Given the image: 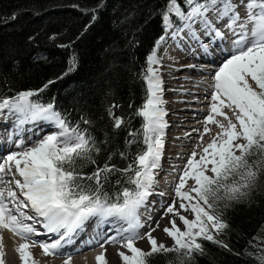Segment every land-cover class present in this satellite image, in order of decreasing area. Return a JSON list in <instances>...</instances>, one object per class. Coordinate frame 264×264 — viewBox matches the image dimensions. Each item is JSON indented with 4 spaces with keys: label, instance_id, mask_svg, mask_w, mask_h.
Wrapping results in <instances>:
<instances>
[{
    "label": "snow or ice",
    "instance_id": "6c2138e0",
    "mask_svg": "<svg viewBox=\"0 0 264 264\" xmlns=\"http://www.w3.org/2000/svg\"><path fill=\"white\" fill-rule=\"evenodd\" d=\"M106 3L97 0L93 8L71 5L88 17L77 40L97 23ZM154 11L162 31L136 73L144 89L143 102L135 108L129 104L133 113L127 118L117 114L121 105L115 101L104 108L112 129L108 141L122 131L127 133L125 148L119 152L126 167L112 163L111 152L103 165L97 162L92 154L98 156L102 148L90 131L94 120L83 107L73 122L68 110L57 108L55 98L48 103L38 99L79 67L74 49L64 72L55 79L14 95L0 93V127L7 131L9 144L18 149L0 145V230L22 241L14 249L20 264H37L31 252L37 244L45 256L62 254V249L92 226L95 234L84 244L104 249L95 257L97 264H108L105 245H119L121 264H150V258H167L170 253L177 255L179 264H191L194 254L205 252L201 241L230 251L227 243L217 239L230 228L225 211L233 201L248 196L264 170V0H164ZM122 20L128 21V14L116 23ZM49 39L55 40V35ZM169 41L210 63L220 60L210 73L209 112L199 136V151L194 148L187 157L160 210L161 219L167 220L162 231L171 239L170 247L153 235L161 230L160 222L150 213L142 215V210L148 212L153 195L165 196L156 192L168 127L159 51ZM74 43L56 47L71 49ZM138 45L134 38L128 42L129 47ZM33 59L47 61L44 56ZM134 118L140 119L139 128L132 126ZM209 124L219 131L204 145L203 136L212 131ZM26 125L33 126L28 131L37 137L31 147H25L20 138ZM45 127L55 130L48 132ZM79 161L93 165V171L78 170ZM112 177H117L118 188L110 193L105 186L112 184ZM39 236L49 239H34ZM2 240L0 236V264H5ZM139 240H147V250L136 246ZM255 255L257 264H264V249ZM70 260L69 256L64 264Z\"/></svg>",
    "mask_w": 264,
    "mask_h": 264
},
{
    "label": "trees",
    "instance_id": "16d2710c",
    "mask_svg": "<svg viewBox=\"0 0 264 264\" xmlns=\"http://www.w3.org/2000/svg\"><path fill=\"white\" fill-rule=\"evenodd\" d=\"M96 3L97 0H0V93L14 95L55 79L64 72L74 49L79 67L51 85L38 99L48 103L55 98L57 108L68 110L73 122L83 107L94 120L90 131L102 148L98 156L92 154L97 162L103 165L111 152V162L126 167L127 161L120 159L119 152L125 148L127 133L122 131L108 141L112 129L107 125L104 108L115 101L121 105L117 114L127 118L143 102L144 89L136 73L161 34L160 18L154 9L162 7L164 0H107L97 23L77 40L88 17L71 5L93 8ZM13 14L15 20L11 19ZM126 14L128 21L116 23ZM53 35L55 40H50ZM133 38L139 45L129 47ZM69 41H75L71 49L56 47ZM35 56L47 57V61L34 60ZM77 101L76 111H71ZM131 123L139 128L141 121L134 118ZM77 169L91 173L94 166L79 161ZM116 178L112 177V184L105 186L110 193L118 188ZM225 219L230 228L217 239L227 243L230 251L201 241L205 252L194 254L191 264H257L255 254L264 249V179L256 182L248 196L231 203ZM150 264H179V260L175 253H170L167 258L163 255L150 258Z\"/></svg>",
    "mask_w": 264,
    "mask_h": 264
},
{
    "label": "bare ground",
    "instance_id": "6f19581e",
    "mask_svg": "<svg viewBox=\"0 0 264 264\" xmlns=\"http://www.w3.org/2000/svg\"><path fill=\"white\" fill-rule=\"evenodd\" d=\"M211 67V66H210ZM215 70L211 71L210 73H214ZM210 73H206L200 69L197 68H185V69H179V71L176 73V77L172 80V82L169 84V89L167 92V95H173L174 92L177 95L183 96L184 98H191L189 100H184L181 99V97L179 96V98L172 99L169 100L166 104H168L170 101L171 103H175L178 102L179 104H188V105H192V104H196L198 106L196 107H185V109H181L180 113L182 115H177L178 117H181L180 119H178L177 121L179 122H188L189 124H177L175 126H177V128H179L176 132H174L173 134L175 135H171V138L174 141H168L167 142V151L165 154V165H168L167 170L168 171H172L171 169H175L179 163L184 159V149L182 146V143H188L186 140H184V137L187 136L186 138L188 139V137L190 138L189 142H192L193 145H197L198 144V139L201 133H203V129L205 127L204 122H199L201 119H203V117H205L208 114V104H204V102H210V100L208 99V96L210 97L209 93L211 91V89L209 88V85L212 83L211 81V75ZM191 74V75H195L197 78H195L194 80L189 81V84H187V76ZM178 82V83H177ZM182 82H184L182 84ZM191 86L192 89H194L193 91L191 89H189ZM172 87V88H171ZM175 87L177 88V90H171V89H175ZM203 94V95H202ZM166 95V99L169 97ZM201 96L207 97L206 100H204L203 104L205 105H200L198 104V101L201 99ZM185 101V103L183 102ZM187 105V106H188ZM173 105L169 104L166 109V111H169L167 114L168 118H171V116H174V112H176L177 110L174 109H170L169 107ZM202 110V112L200 111H190V110ZM166 117V119H167ZM168 122V120H166ZM174 123V122H173ZM180 125V127H179ZM214 124H209L208 127H211V132H213L215 130V126H213ZM172 126V124L170 125V127ZM194 130H199V131H194ZM176 133H184V135H178ZM175 146L178 147L174 150H169L168 148ZM183 151V152H182ZM174 152L176 153L175 156L172 155H168L169 153ZM169 158V159H168ZM174 171V170H173ZM163 175V173L158 174L157 178L159 179L161 176ZM161 228L164 225V221L161 220L159 221ZM3 245H4V249L7 247H10L13 252H14V259H10V257L5 256V261H10V260H17L19 261L18 258V254L15 252V247L22 241L19 240L18 237H15L11 232L7 231V230H3ZM35 252H33V258L34 260L37 262V264H42L43 260H44V254L41 250L40 247H35L34 248ZM117 249L116 248L112 254L107 255V261L108 264H120V258L117 255ZM57 255L53 256H49L48 263L49 264H64L65 259H68L70 256L71 260H70V264H94V259H93V251H92V247H84L83 250L79 251V252H73L70 253L68 255L65 256V258H57ZM110 257V258H109ZM9 259V260H8ZM20 262V261H19ZM97 264V263H96Z\"/></svg>",
    "mask_w": 264,
    "mask_h": 264
},
{
    "label": "rangeland",
    "instance_id": "374dc122",
    "mask_svg": "<svg viewBox=\"0 0 264 264\" xmlns=\"http://www.w3.org/2000/svg\"><path fill=\"white\" fill-rule=\"evenodd\" d=\"M178 83V82H177ZM163 86V100L165 101V104L163 105V107L164 108H167L168 107V105L169 104H172L173 105V107L172 106H170L169 108L170 109H180V108H185V107H196V106H198V105H196V104H192V105H188V104H179L178 102H175V103H171V101L168 103V104H166L169 100H172V99H176V98H179V96L180 95H177V94H171V95H167V92H168V90L167 89H169V87L168 86H165V85H162ZM172 88V87H171ZM171 90H177V88L175 87V89H171ZM175 93V92H174ZM166 95L167 96H169L167 99H166ZM181 97V99H184L185 101L186 100H189V99H191V98H184L183 96H180ZM167 101V102H166ZM185 101H183L184 103H185ZM188 105V106H187ZM199 107H200V105H199ZM174 114H181L180 112H174ZM181 124H189L188 122H185V123H181ZM214 126V125H213ZM216 127V126H215ZM171 129H172V127H170ZM211 128V127H210ZM177 129H179V128H177ZM181 134H184V133H181ZM165 135H167V134H165ZM209 136V133L208 134H205L204 136V138H203V144L204 143H206L207 142V136ZM200 144V140L198 139V144L196 145V147H194V148H197L198 147V145ZM263 179H264V170H261L260 172H259V175H258V179H257V182H260V181H263ZM160 220H163L164 221V225L167 223V220L166 219H161V216H160V218L158 219V221H160ZM163 225V226H164ZM163 226H162V228H163ZM162 228H161V230H158V231H156V233H153V235L157 238V240L159 241V242H161V243H164L165 245H167V246H171L172 245V241H171V239L170 238H168L167 236H166V234L162 231ZM38 245V244H37ZM136 246L137 247H140V248H142V249H144V250H147L148 249V247H149V245H148V243H147V240H139V241H137V243H136ZM36 246H34V247H32L31 248V252H32V255H33V252H35L34 250V248H35ZM6 254L7 255H9L8 257H10V259L12 258V259H14V257H15V255H14V252H13V250L10 248V247H7L6 248ZM109 254H111V253H108V255ZM110 258V257H109ZM9 260V259H8ZM48 260H50L48 257H46V256H44V260H43V263L42 264H49L48 263ZM18 264V263H16L15 262V260H10V261H8V264ZM121 264V263H120Z\"/></svg>",
    "mask_w": 264,
    "mask_h": 264
}]
</instances>
